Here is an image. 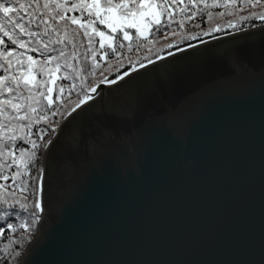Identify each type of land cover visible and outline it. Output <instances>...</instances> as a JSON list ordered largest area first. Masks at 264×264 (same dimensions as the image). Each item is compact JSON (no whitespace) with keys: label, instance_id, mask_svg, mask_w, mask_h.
<instances>
[{"label":"water","instance_id":"obj_1","mask_svg":"<svg viewBox=\"0 0 264 264\" xmlns=\"http://www.w3.org/2000/svg\"><path fill=\"white\" fill-rule=\"evenodd\" d=\"M192 45L62 119L19 264H264V23Z\"/></svg>","mask_w":264,"mask_h":264},{"label":"trees","instance_id":"obj_2","mask_svg":"<svg viewBox=\"0 0 264 264\" xmlns=\"http://www.w3.org/2000/svg\"><path fill=\"white\" fill-rule=\"evenodd\" d=\"M89 1L58 0L56 6L61 11L56 19L50 18L43 7V0L28 7L27 13H22L23 23L37 35L33 37L25 33L19 36V30L13 33L26 42L25 46L13 45L7 36L0 33V40L4 41L0 44V51L13 53L10 58L0 56V65H3L0 76L7 78L0 87V93H3L0 100L10 101L0 112V125H3L0 127V144L5 145L0 148V185L4 186L0 188V228L4 229L0 232V264H19L25 244L36 232L37 223L34 228H30V224L32 213L36 211L34 204L37 198L40 199L42 157L45 145L54 133L52 129L58 127L80 100L87 99L97 84L101 81L109 83L147 60L177 48L264 23V18L252 15L264 12V7L241 4L239 0L236 4L225 3V0H175L173 3L150 0V3L162 4L160 20H152L146 33L128 27L127 34L131 33L132 39L122 34V28L118 29L108 37L112 39L114 47L126 43L131 46L126 52L123 50L113 55L107 45L99 46L98 32H107L108 27L99 13L97 17H92L94 9L93 5V11L88 8ZM100 3L102 7L131 14L140 13L143 9L139 0L136 3L128 0L130 6L128 4L127 8L115 6L120 0H113L112 6L107 5L105 0H100ZM61 15L64 19H60ZM241 17L251 18L242 20ZM34 20L46 23L38 25ZM213 28L218 30L209 35H199ZM194 34L196 39L180 42L182 37ZM168 44L173 47H165ZM57 52L65 54L64 61L53 56ZM12 77L20 81L19 88H16V80ZM8 87L13 91H7ZM41 93L54 101L51 108ZM58 96L60 99L56 100ZM13 104L19 106L15 111ZM33 108L36 111H32ZM57 109V114L52 115ZM42 113L46 117L43 120L39 119ZM33 142L39 147L33 148ZM33 152L36 153L35 157L32 156ZM21 205H26L27 210H23ZM9 224L13 227L9 228ZM21 224L25 227H21Z\"/></svg>","mask_w":264,"mask_h":264},{"label":"snow or ice","instance_id":"obj_3","mask_svg":"<svg viewBox=\"0 0 264 264\" xmlns=\"http://www.w3.org/2000/svg\"><path fill=\"white\" fill-rule=\"evenodd\" d=\"M41 2V0H0V33H2L4 36H7L8 39L11 41V43L13 45H16L17 47H22L25 46L26 42L20 38H18L17 35H14L13 33H15L17 30H19V36H23L25 33H27L30 36H36L37 33L34 31H29L28 27L23 23L24 21V15H22V13H27V9L28 7H31L35 4H39ZM132 3H136L137 0H131ZM173 2H175V0H173ZM91 3L93 5H98L100 3V0H91ZM105 3L109 6H112L113 4V0H105ZM139 3L143 4L145 3V0H139ZM165 3H167V0H165ZM225 3H231V4H236L237 0H225ZM239 3L241 4H246L252 7H255L257 5H260L262 7H264V0H239ZM53 4H58V0H43V7L45 9H47L50 5ZM116 7H121L123 6L124 8L128 7V0H120V3L115 5ZM59 14V13H57ZM252 15H259L261 18H264V12L261 13H252ZM35 17L33 16V19ZM251 17H241L242 20H246V19H250ZM52 19H56V16H53ZM60 19H64V17L61 15ZM46 23V21H45ZM73 23H76L75 20H73ZM231 24V21L229 22ZM181 27H183V25L181 24ZM9 29H11V32L9 31ZM218 28H213V29H209L206 32H201L199 35H209L211 32L213 31H217ZM196 39V35H189V36H185L181 38V43L184 40H193ZM202 43L204 41H201ZM4 41L0 40V44H3ZM165 47L167 48H172L173 45L172 44H168ZM187 47L191 48V47H195V45L192 44H188ZM184 49L181 48H177V51H183ZM14 51V50H13ZM12 51H0V56L3 57H11L12 56ZM61 55H63V53H61ZM169 56L173 55L172 52L168 53ZM29 59H32L31 57H29ZM157 59H160V57H157ZM153 61L149 60V63H152ZM9 66L11 65V61L9 59L8 61ZM0 67H3V65H0ZM141 67H144L143 64H141ZM129 75L128 72L123 73V76H127ZM122 77H117V79H120ZM7 79L4 76H0V87H3V81ZM13 80H16L15 77H12ZM106 79V78H105ZM104 81H101V83H103ZM109 83H116V80H112V81H108ZM25 84H27V81H25ZM20 86V81L16 80V88H19ZM7 91H13V89L11 87H8L6 89ZM61 91H63V88H61ZM93 91H95V89H93ZM0 95H3V93H0ZM41 96H43L44 99L48 100V107L51 108L54 101L52 99H49L45 94L41 93ZM92 97H88V99H91ZM13 99H15V97H13ZM60 97H56V100H59ZM7 103H10V101H4V100H0V112L4 111V105H6ZM37 103H39V101H37ZM84 103L83 100H80L77 104L76 107H80V105ZM13 110H17L18 109V105L13 104L12 105ZM75 109H73L74 111ZM32 111H36L35 108L32 109ZM59 110L57 109V111H54L52 113V115H56L57 112ZM45 115L42 113L39 117V119L43 120L45 119ZM21 119H23V117H21ZM0 127H3V125H0ZM53 132L56 131L55 128L52 129ZM41 139H43V137H41ZM50 143V141H49ZM5 145L4 144H0V148H4ZM33 148H38L39 145H37L35 142H33L32 144ZM45 147H47V145H45ZM0 155H2V153H0ZM36 153L33 152L32 156L35 157ZM9 167L11 165H8ZM4 179H7V177H2ZM13 179H15V176L13 177ZM3 185H0V188H3ZM21 208L23 210H27V206L26 205H21ZM34 208L36 209L35 212L32 213V217L33 219L31 220V224H30V228H34L35 224L38 222L39 220V213L42 211V205L40 202V199L37 198L35 204H34ZM21 227H25V225L21 224ZM9 228H12L13 225L9 224L8 225ZM4 229L0 228V232H3Z\"/></svg>","mask_w":264,"mask_h":264},{"label":"rangeland","instance_id":"obj_4","mask_svg":"<svg viewBox=\"0 0 264 264\" xmlns=\"http://www.w3.org/2000/svg\"><path fill=\"white\" fill-rule=\"evenodd\" d=\"M150 0H145L143 3V9L140 13L131 14L130 12H121L115 8L110 7H102V4L93 5L91 1H89L90 7H88L92 13V17H97L98 13L101 15V20L108 27L107 32L99 31V41L103 44L99 43L100 47L108 46L110 49V53L113 55H117L118 53L126 52L128 48L131 46L129 43L119 44L114 47V43L111 38H108L114 35L118 29L122 28V34L128 38L132 39V34H127V28L132 26L135 27V31L139 33H146L148 31V26L152 20H160V16L163 15V6L160 2L150 3ZM168 2L173 3L172 0H168ZM130 6V3H128ZM93 5V9H92ZM134 7H130L129 9H133ZM52 19L53 16H57V13L61 11V8H58L56 4L50 5L47 9H45ZM149 20V22H148ZM35 24L43 25L45 22L43 20H34ZM140 30H144L143 32ZM66 48V47H65ZM64 55L61 53H53V56H57L60 61H64ZM101 83V82H100ZM99 83V84H100ZM103 84H109L103 82ZM98 85V84H97ZM92 92V91H91ZM89 97V96H88Z\"/></svg>","mask_w":264,"mask_h":264},{"label":"bare ground","instance_id":"obj_5","mask_svg":"<svg viewBox=\"0 0 264 264\" xmlns=\"http://www.w3.org/2000/svg\"><path fill=\"white\" fill-rule=\"evenodd\" d=\"M101 90H102V89H98V93H99ZM96 94H97V93H96ZM96 94H95V95H96Z\"/></svg>","mask_w":264,"mask_h":264}]
</instances>
